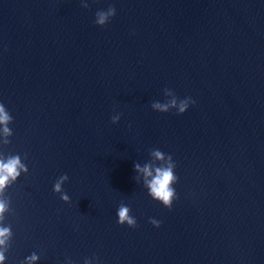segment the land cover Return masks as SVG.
I'll return each mask as SVG.
<instances>
[{"label":"water","instance_id":"obj_1","mask_svg":"<svg viewBox=\"0 0 264 264\" xmlns=\"http://www.w3.org/2000/svg\"><path fill=\"white\" fill-rule=\"evenodd\" d=\"M86 2L0 0V155L28 168L6 264H264V0ZM166 88L195 104L154 110ZM152 149L176 163L171 209L135 170L166 162Z\"/></svg>","mask_w":264,"mask_h":264},{"label":"clouds","instance_id":"obj_2","mask_svg":"<svg viewBox=\"0 0 264 264\" xmlns=\"http://www.w3.org/2000/svg\"><path fill=\"white\" fill-rule=\"evenodd\" d=\"M82 7L89 8L86 0H82ZM117 14L114 6H109L107 10L97 11L95 14L94 23L98 26H106L110 20ZM164 94L167 97L166 101L153 102L151 107L162 113L170 112L173 109L177 110V114H184L195 101L191 97L180 99L173 90L164 89ZM120 115L112 117V123H118ZM13 123V117L6 110V107L0 103V134L3 135L4 145L11 143L9 137L13 135L12 129L9 127ZM151 155L159 161L165 163L156 166L153 163H146L144 166L135 165V170L142 173L144 176V187L148 190L152 199L160 202L166 208L171 209L173 202L177 199L176 190L173 187L178 182V177L175 174L176 163L173 157L165 154L159 149H152ZM28 168L22 162L20 155H0V264H6V253L11 247L13 232L11 225L5 226L6 214L12 211L11 200L6 196L7 189L12 186L22 173H27ZM155 173V174H154ZM69 180L67 174L60 176L53 185L55 193L60 194V198L65 203H70V197L64 192L63 185ZM118 223L123 226L127 225L131 228L138 226L137 220L131 215V208L123 203L120 204L118 211ZM150 223L155 227L161 226V221L150 219ZM40 257L36 253H32L26 257L23 264H37ZM67 264H73L69 259ZM85 264H93L92 260L86 259Z\"/></svg>","mask_w":264,"mask_h":264}]
</instances>
